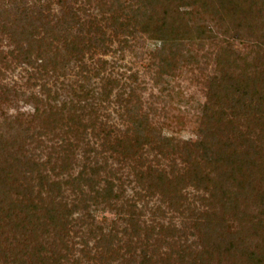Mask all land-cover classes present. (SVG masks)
<instances>
[{"label":"rangeland","instance_id":"1","mask_svg":"<svg viewBox=\"0 0 264 264\" xmlns=\"http://www.w3.org/2000/svg\"><path fill=\"white\" fill-rule=\"evenodd\" d=\"M2 5L6 8H0V50L7 54L21 47L30 54L10 63L9 69L0 65V129L29 128L40 136L43 147L58 142L62 133L53 124L42 126L37 113L44 109L46 97L44 81L33 78L38 76L40 58L48 60L46 86L51 94L57 91L59 101L75 99L71 91L79 90L81 75H87L84 68L97 69L106 62V69L87 81L97 98L95 114L103 124L97 122L95 131L86 128L74 149L69 174L77 175L83 166H101L104 170L95 177L99 187L107 180L113 190L106 202L97 200L82 232L71 237L70 260L76 259V264H264V221H260L264 220V155L260 154V166L249 178L248 196L239 197L237 214L225 207L219 212L220 197L208 199L193 186V178L174 179L186 163L209 170L203 160L195 164V155L188 161L174 144L194 146L206 130L207 140L215 134L239 150L245 140L241 133L255 138L259 129L264 130L263 108L253 93L264 84V77L260 78L264 13L259 15L257 7L246 13L248 1L241 2L244 10L232 11L220 8L217 0H0ZM110 18L128 23L134 34L121 31L119 24L113 33ZM47 29L53 30L51 35L55 31L65 35L69 46L47 37L39 40ZM99 34H104L107 48L86 51L89 40ZM255 67L256 76L251 74ZM108 72L114 77L112 86L101 78ZM232 75H241L242 84L249 75L242 112L235 109L233 87L217 86L227 77L231 82ZM255 104L256 108L250 107ZM220 111L223 114L216 113ZM94 120L84 117L88 126ZM100 129L113 134L103 142L93 136ZM116 138L121 140L120 154L115 150ZM28 143L22 147L32 149L34 144ZM237 174L248 182L246 175ZM137 194L143 196L137 203L141 215L132 218L131 226L123 212H127L126 200ZM208 203L224 225L211 233L201 213ZM217 234L222 237L218 248L213 242Z\"/></svg>","mask_w":264,"mask_h":264},{"label":"trees","instance_id":"2","mask_svg":"<svg viewBox=\"0 0 264 264\" xmlns=\"http://www.w3.org/2000/svg\"><path fill=\"white\" fill-rule=\"evenodd\" d=\"M244 1H248L247 7L244 6L246 13L253 9L256 10V7V12L259 15L264 13V0H256L255 2L251 0L252 3L249 0H217L220 8L232 11L237 7L243 9L241 2ZM0 8H4V5ZM43 13V9L37 12L39 16ZM110 19L112 20L108 21H110L111 26L113 25L114 33L119 23L113 18ZM3 25L8 26L7 23ZM119 26H121V31L122 29L128 30V35L134 34V30L130 28L128 23H120ZM48 30L44 31L46 36H40L39 40L47 37L51 42H60L62 47L67 48L69 46L65 35L60 34L61 32L58 34L56 31L51 35L50 32L53 30L50 29V32ZM12 32L10 36H13ZM103 36L99 34L98 37L89 40L85 48L86 51L98 47L107 48L106 39ZM229 44L225 45V52L228 51ZM260 45L264 48V42ZM20 48L10 50L7 54L0 50L1 68L9 69L10 63L13 61L19 60V58H29L30 52L26 48ZM80 51L83 49L80 48ZM261 57L264 58V54ZM47 61L42 57L40 58V63L36 67L38 68L36 73L38 76L33 77L44 81L41 87L46 94L45 101L41 104L44 109L37 110V113L42 116H40L42 126L46 124L45 128H47L53 124L54 129H59L62 135L58 142L43 147L41 146L42 141L39 139L40 136L29 132V128L21 130L11 125L8 130L0 129V264H76V259L70 260L72 254L70 248L73 246L68 245V242L71 241L72 236H77L79 232H82L80 228L85 224V218L91 217L90 210H94L91 207L98 205L97 200H107V193H111L113 190V184L107 180H104L105 186L99 187L95 177L104 170L101 166H83L77 175L69 174V170L72 169L74 149L78 148L84 139L86 128L95 131L97 122L99 126L103 124L99 121V116L95 114L97 107H95L94 101L96 102L97 98L92 90L87 88V81L91 75L97 76L106 69V62L104 61L103 65L97 69L94 66L92 68L87 67V69L83 67L87 75H81L83 82L78 85L79 90L71 91L76 100L69 98L59 101L57 91L54 90L51 94L50 88L46 86V81L49 78V70L46 67V64L49 63ZM80 61L82 60L80 59ZM25 62L29 63L28 61ZM262 70L263 68H260V72ZM257 73L258 67H255L251 74L256 76ZM107 75V77L104 75L101 78L105 80V84L107 82L109 86H112L114 77L111 72H108ZM240 76H229L231 82L228 81L227 77V80L223 79V84L219 83L217 86L222 88L233 87L234 92H237L233 99L235 109L242 112L241 108H244V101L242 100L247 94L244 88L248 87L246 84L249 75L243 84L240 81ZM262 76L264 77V75L261 74V79ZM46 77L48 78L46 79ZM108 93V89L107 92L103 91L102 98ZM253 93L257 94L260 106L263 108L260 119H264V84L262 89L254 90ZM219 94L220 92H218ZM250 107L256 108L257 104ZM221 112L216 113L223 114ZM84 117L95 120L88 126L85 125ZM205 131L203 136L195 140L194 146H178L177 143L174 146L179 152L188 156V161V158L192 159V156L195 155L196 165L200 160H203L208 165L209 170L200 171L196 166L190 167L186 163V167H182V171L177 172L178 174L174 175V179L183 180L187 176L193 178L196 184L193 186L208 194V199H215L217 195L220 197L222 202L219 203V212L225 207L230 209L229 213L237 214L241 210L239 197L246 198L248 196L247 188H250L251 183L249 178L255 169L254 167L260 166L258 165L260 164V154L264 155V130L259 129V135H253L255 138H252L250 133H241L245 140L239 144V150L234 149L236 146L233 147L230 141L221 142L215 134H212L214 137L211 138L215 142L207 140ZM99 133H94L93 136H99L104 142L113 134V131L100 129ZM159 141L162 142L161 144L168 143V141ZM25 142L33 143L32 149H24L22 144ZM120 142L121 140L116 138L115 150L118 154L121 152L118 149ZM216 166H219V169ZM237 173L246 175L248 182L244 183L237 177ZM262 196L261 193V199L264 197ZM140 197L143 199L142 195L137 194L136 198H129L125 202L127 212L123 213L128 216V221H126L131 226L135 224L132 222V218L141 215V213H137V203L141 200ZM203 200L206 199L203 198ZM207 205L208 209L201 213L205 218L203 225L205 228H209V233H211L215 232L216 229L218 230L219 227L222 228L223 223L222 218L217 216L214 205L211 203ZM75 214L77 216H74ZM222 215L220 213V216ZM260 221L263 222L264 220ZM123 232L125 235L126 228L123 229ZM134 233L135 231L133 235ZM209 233H206L207 237H209ZM219 238L222 237L217 234L213 241L217 248L219 247L217 242ZM210 239L213 238L210 237ZM227 249L230 250L229 247Z\"/></svg>","mask_w":264,"mask_h":264}]
</instances>
